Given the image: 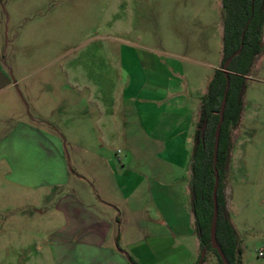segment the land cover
Listing matches in <instances>:
<instances>
[{
    "label": "rangeland",
    "instance_id": "374dc122",
    "mask_svg": "<svg viewBox=\"0 0 264 264\" xmlns=\"http://www.w3.org/2000/svg\"><path fill=\"white\" fill-rule=\"evenodd\" d=\"M219 26L221 0H0V64L15 83L0 95V264H65L55 242L65 226L61 199L122 220L130 202L114 184L136 180L143 205L146 180L160 175L151 166L163 163L128 76L139 67L140 88L148 68L192 69L181 54L167 53H183L193 35H217ZM240 97L238 135L218 173L237 241L233 264H264L262 60ZM105 190L115 213L100 207ZM218 235L224 240L222 222ZM73 252L69 262L90 264L91 251ZM203 264L220 263L209 250Z\"/></svg>",
    "mask_w": 264,
    "mask_h": 264
},
{
    "label": "crops",
    "instance_id": "0c3cea01",
    "mask_svg": "<svg viewBox=\"0 0 264 264\" xmlns=\"http://www.w3.org/2000/svg\"><path fill=\"white\" fill-rule=\"evenodd\" d=\"M221 5L222 26L217 28V35L203 37L198 33L186 41L183 53H167L177 57L181 54L193 65L192 69L164 67L158 73L148 68L151 75L148 73L149 78L139 88L136 86L138 75L134 72L139 67L132 66L135 69L128 76L131 87L132 81L134 86L131 97L140 102L137 108L145 117L143 124L147 138L160 145L158 158L163 164L151 166V170L160 175L148 180L150 183L146 180L145 195L148 196H145L143 205H138L136 196L143 181L140 185L136 180L134 184H114L121 186L119 189L130 202V212L127 216L122 213V220L120 214L116 217L103 210L77 209L73 200L64 207L63 200H59L56 208L65 226L55 242L56 249L66 251L65 264H74L69 262L68 255H73L74 249L79 247L91 251L92 254H87L90 264H131L126 253L136 264H198L200 261L202 250L192 205V166L202 100L208 96L210 83L215 73L221 70L224 58L223 0ZM259 60L264 62L261 53L255 58L251 73ZM14 84L0 64V95L9 94ZM24 127L30 129L29 132L34 131L29 125ZM237 129L236 126L231 131V142L233 136L238 135ZM149 150L152 147L144 152ZM61 168V175L66 177L67 167L62 165ZM60 182L56 185L62 184ZM108 193L105 190L106 197L100 207L114 211L112 206L116 203L107 197ZM224 202L228 210L225 194ZM117 234L119 245L117 240L114 243Z\"/></svg>",
    "mask_w": 264,
    "mask_h": 264
},
{
    "label": "trees",
    "instance_id": "16d2710c",
    "mask_svg": "<svg viewBox=\"0 0 264 264\" xmlns=\"http://www.w3.org/2000/svg\"><path fill=\"white\" fill-rule=\"evenodd\" d=\"M224 9V58L220 71L215 73L209 86V94L202 100L201 117L195 137L196 153L193 156V209L196 219V229L200 236L201 250L214 252L222 264L218 253L211 247V224L214 215L212 199L215 184L214 148L215 133L220 119V108L227 84L224 64L240 49L241 36L245 31L241 54L235 57L228 67L230 89L225 108L224 122L220 133V142L217 158V169L221 158L230 150V134L236 127L240 114L242 100L241 89L244 87L245 77L251 73L255 58L261 53V44L264 29V0H223ZM232 95L234 97H232ZM206 123L204 140L201 139V130ZM218 224L217 241L222 248L228 262L233 264L232 258L237 251L236 235L230 225L226 205L222 198V184L219 177L218 188ZM226 216V219L223 217ZM222 222L224 240L219 239V224ZM204 263L205 258H200ZM131 264H136L130 259Z\"/></svg>",
    "mask_w": 264,
    "mask_h": 264
},
{
    "label": "water",
    "instance_id": "95a60500",
    "mask_svg": "<svg viewBox=\"0 0 264 264\" xmlns=\"http://www.w3.org/2000/svg\"><path fill=\"white\" fill-rule=\"evenodd\" d=\"M245 31L244 30L242 36H241V46L240 49L224 64L223 67V72L225 73V77L227 80L225 92H224V97L223 101L221 103V108H220V119H219V124L216 128V133H215V148H214V173H215V184L213 188V193H212V199H213V204H214V215L212 219V224H211V247L213 250H215L218 253V256L220 260L222 261V264H230L220 247L218 241H217V224H218V216H219V210H218V188H219V173L217 169V158H218V149H219V142H220V133H221V128L224 122V115H225V108L227 104V97H228V92L230 89V83H229V76H228V67L232 63L233 59L241 54L242 48H243V41H244V36H245ZM206 126L207 124L204 123L202 130H201V139L202 142L204 140V135L206 131ZM196 153V148L194 149V154ZM194 198V195H193ZM206 251L202 252V258H205ZM126 258L130 261V258L127 254H125ZM198 264H203L202 262H199Z\"/></svg>",
    "mask_w": 264,
    "mask_h": 264
},
{
    "label": "built area",
    "instance_id": "2783aa9c",
    "mask_svg": "<svg viewBox=\"0 0 264 264\" xmlns=\"http://www.w3.org/2000/svg\"><path fill=\"white\" fill-rule=\"evenodd\" d=\"M258 256H259L260 258H264V251H263V250L259 251V252H258Z\"/></svg>",
    "mask_w": 264,
    "mask_h": 264
}]
</instances>
